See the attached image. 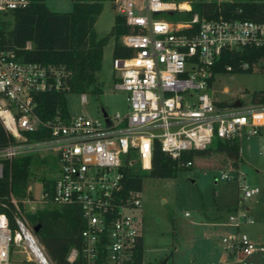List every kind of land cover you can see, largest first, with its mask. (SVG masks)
<instances>
[{"label":"built area","instance_id":"built-area-1","mask_svg":"<svg viewBox=\"0 0 264 264\" xmlns=\"http://www.w3.org/2000/svg\"><path fill=\"white\" fill-rule=\"evenodd\" d=\"M30 0H0V122L8 139L0 144V177L12 160L23 156L46 158L31 165L24 196L10 192L0 210V264H56L37 237L24 209L73 206L79 211V247L71 246L67 260L78 255L83 264H96L101 252L106 264H135L142 220L137 210L140 189L122 191L124 168L138 159L149 169L154 144L189 167L183 152L204 149L214 139H240L264 132V104L242 108L219 104L208 93L209 79L224 50L264 43V21L222 16L171 20L158 14L183 7L172 0H114L115 13L128 30L119 42L132 54L112 57L113 88L125 92L127 111L102 119L59 113L42 119L34 94L67 88L68 71L24 59L2 41V22ZM179 7V8H177ZM30 41L25 47L30 48ZM264 63V59L253 68ZM242 67L247 63L243 62ZM231 70L230 63L225 64ZM81 100H86L85 92ZM40 134V136H37ZM52 168L37 177L36 168ZM36 169V170H35ZM221 178H230L227 171ZM240 198L259 192L239 174ZM188 214V212H185ZM252 222L245 211L229 215V223ZM230 260L222 264H253L264 251L247 233L222 237ZM23 253L24 257L14 255Z\"/></svg>","mask_w":264,"mask_h":264},{"label":"rangeland","instance_id":"rangeland-1","mask_svg":"<svg viewBox=\"0 0 264 264\" xmlns=\"http://www.w3.org/2000/svg\"><path fill=\"white\" fill-rule=\"evenodd\" d=\"M190 1L179 0L178 3L182 6ZM45 2L49 8L59 11L73 7L72 0ZM114 14L112 1L104 0L94 24L99 35L110 30ZM183 14L160 12L158 15L183 20ZM113 43L114 37H111L104 45L102 65L96 73L101 92L85 91V101L81 100L82 92H66L64 98L69 114L102 119V108L111 115L127 111L125 92L113 88ZM263 86V72L255 67L251 71L215 73L207 90L215 100L233 103L240 99L242 108H247L252 106L251 92ZM239 144L240 157L236 164L224 153L211 151L196 156L191 166L177 170L173 176H143L137 214L142 220L144 262L157 264L168 256L165 264H222L230 260L222 237L236 231L245 232L256 244L264 245V132L244 136ZM134 164L140 167L138 159ZM36 169L37 177L53 171L45 167ZM223 171L232 177L221 178ZM239 174L247 185L258 186L259 192L247 199L240 198ZM240 210L245 211L252 222L241 220L237 227L229 223V215H237ZM24 212L32 223L28 207ZM256 255L253 257L255 264H264V251ZM14 257L13 261H17L24 254L16 253Z\"/></svg>","mask_w":264,"mask_h":264},{"label":"trees","instance_id":"trees-1","mask_svg":"<svg viewBox=\"0 0 264 264\" xmlns=\"http://www.w3.org/2000/svg\"><path fill=\"white\" fill-rule=\"evenodd\" d=\"M103 1L72 0V9L59 11L49 8L45 0H30L27 5L13 9L10 18L3 20L1 35L4 46L14 49L26 60L61 66L68 71L65 77L67 88L34 94L36 112L42 119L56 113L69 115L64 98L68 91H92L96 94L101 92L96 73L102 65L103 47L111 37H114L113 57L132 54L131 48L119 42L120 35L128 30V26L118 13L114 14L113 23L107 33H97L94 24L102 10ZM111 1L114 6V0ZM176 12H183V19H190L193 13H197L201 18L222 16L228 19L264 21V0H191L189 9H176L170 15ZM27 41L31 43L30 48L25 47ZM263 59L264 43L224 50L213 68L214 74L228 71L224 67L226 63L232 65L230 71H251L253 65ZM243 62L247 63L246 67L241 66ZM258 68L264 75V63L259 64ZM213 78L214 75L210 77L209 84ZM250 100L252 104H264V86L253 90ZM218 103L228 104L227 101ZM7 139L0 122V144L6 143ZM239 142L236 138L214 139L208 147L183 152L181 157L194 159L196 156L217 151L224 153L236 164L240 157ZM45 160L43 157L23 156L12 160L6 166L4 175L0 177V210L6 211L5 205L10 192L16 195L24 193L27 178L32 173L31 165ZM185 168L187 167L179 166L178 159L164 152L156 142L149 169H142L135 164L123 169L122 191L141 189L145 175L173 176L177 170ZM30 219L33 226L39 225L35 233L56 264H83L80 255L71 263L67 260L70 247H79L81 244V219L78 209L73 206L43 207L32 213ZM96 264H106L102 252ZM135 264H151L144 262L142 237L138 240Z\"/></svg>","mask_w":264,"mask_h":264},{"label":"water","instance_id":"water-1","mask_svg":"<svg viewBox=\"0 0 264 264\" xmlns=\"http://www.w3.org/2000/svg\"><path fill=\"white\" fill-rule=\"evenodd\" d=\"M241 105V100L240 99H236L233 103L232 106L234 107H238ZM39 225H35L33 226L34 231H36L38 229ZM168 259V256L164 257L163 259H161L157 264H165L166 261Z\"/></svg>","mask_w":264,"mask_h":264},{"label":"crops","instance_id":"crops-1","mask_svg":"<svg viewBox=\"0 0 264 264\" xmlns=\"http://www.w3.org/2000/svg\"><path fill=\"white\" fill-rule=\"evenodd\" d=\"M187 4H188V3H187ZM184 8H185V7H183V10H186V8L189 9V8H190V4H188V7H186L185 9H184ZM169 13H172V12H169ZM97 33H98V32H97ZM256 254H257V253H255L254 256H255ZM254 256H253V257H254ZM256 256H257V255H256ZM253 257H252V263L255 264V260L253 259Z\"/></svg>","mask_w":264,"mask_h":264},{"label":"bare ground","instance_id":"bare-ground-1","mask_svg":"<svg viewBox=\"0 0 264 264\" xmlns=\"http://www.w3.org/2000/svg\"><path fill=\"white\" fill-rule=\"evenodd\" d=\"M182 7H185V8H186V7H188V4H187V3H184V4H182ZM185 8H184V9H185ZM186 9H187V8H186Z\"/></svg>","mask_w":264,"mask_h":264}]
</instances>
